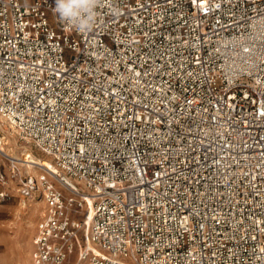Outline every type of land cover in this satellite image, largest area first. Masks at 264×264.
Returning <instances> with one entry per match:
<instances>
[{"label": "built area", "instance_id": "built-area-1", "mask_svg": "<svg viewBox=\"0 0 264 264\" xmlns=\"http://www.w3.org/2000/svg\"><path fill=\"white\" fill-rule=\"evenodd\" d=\"M54 7L0 0V118L51 163L0 134L33 264H264V0H103L88 33Z\"/></svg>", "mask_w": 264, "mask_h": 264}, {"label": "rangeland", "instance_id": "rangeland-1", "mask_svg": "<svg viewBox=\"0 0 264 264\" xmlns=\"http://www.w3.org/2000/svg\"><path fill=\"white\" fill-rule=\"evenodd\" d=\"M8 127L0 118V134L7 138L13 155L21 156L23 149H28L34 157L47 158ZM42 211L43 203L35 196L29 199L15 196L7 202L0 201V264H33V237Z\"/></svg>", "mask_w": 264, "mask_h": 264}, {"label": "clouds", "instance_id": "clouds-1", "mask_svg": "<svg viewBox=\"0 0 264 264\" xmlns=\"http://www.w3.org/2000/svg\"><path fill=\"white\" fill-rule=\"evenodd\" d=\"M103 0H55L54 13L69 30L88 33L94 28ZM119 9L113 8L112 13L118 14Z\"/></svg>", "mask_w": 264, "mask_h": 264}, {"label": "bare ground", "instance_id": "bare-ground-1", "mask_svg": "<svg viewBox=\"0 0 264 264\" xmlns=\"http://www.w3.org/2000/svg\"><path fill=\"white\" fill-rule=\"evenodd\" d=\"M21 155L23 158H25L23 160L31 162L33 164H40L42 166H51V163L47 158H39L36 156L34 157L32 155V152H30L28 149H23Z\"/></svg>", "mask_w": 264, "mask_h": 264}]
</instances>
